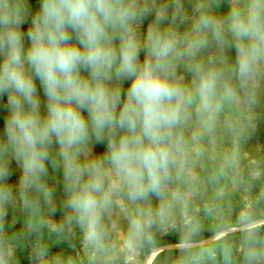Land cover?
<instances>
[{"label": "clouds", "instance_id": "1", "mask_svg": "<svg viewBox=\"0 0 264 264\" xmlns=\"http://www.w3.org/2000/svg\"><path fill=\"white\" fill-rule=\"evenodd\" d=\"M0 108V264L26 241L29 264L139 260L167 235L178 264H264L251 206L238 241L203 240L194 174L218 131L221 168H238L257 127L264 0H0ZM9 208L24 215L15 233ZM53 239H78L83 257Z\"/></svg>", "mask_w": 264, "mask_h": 264}, {"label": "rangeland", "instance_id": "2", "mask_svg": "<svg viewBox=\"0 0 264 264\" xmlns=\"http://www.w3.org/2000/svg\"><path fill=\"white\" fill-rule=\"evenodd\" d=\"M35 3V0H33ZM227 6L226 3L224 5ZM234 55V53H233ZM3 127V110L0 108V129ZM229 136L218 131L214 138L204 142V153L200 157L195 168L196 183L199 189L195 202L199 206L200 216L203 218L204 230L202 238L204 241H219L228 233H234V239L238 241L239 232L234 225L240 213L251 206L260 216V232L264 235V109H261L257 120L256 129L241 141L238 157V168H221L222 154L230 149ZM13 175L10 183L16 184L19 172L16 165H12ZM59 195V193H58ZM59 213H57V217ZM218 216H222L231 227L224 231H217L219 224ZM118 219L117 229L124 227L122 217ZM24 215L19 208H9L6 217V229L9 233L21 230ZM115 239V236H114ZM51 251L56 254L82 258L83 251L79 240L56 243L53 239ZM31 254V241L24 242L17 250L19 264H29ZM239 259V253L236 254ZM181 256L176 248V237L167 235L158 238L157 248L142 256L139 260L129 258L125 261L119 253L110 256L105 264H178ZM217 264H223L222 256L218 255Z\"/></svg>", "mask_w": 264, "mask_h": 264}]
</instances>
